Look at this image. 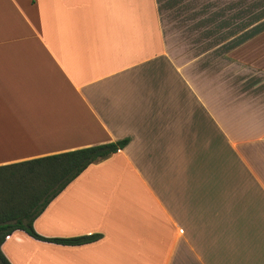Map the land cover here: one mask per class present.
I'll return each instance as SVG.
<instances>
[{
	"label": "crops",
	"instance_id": "1",
	"mask_svg": "<svg viewBox=\"0 0 264 264\" xmlns=\"http://www.w3.org/2000/svg\"><path fill=\"white\" fill-rule=\"evenodd\" d=\"M125 139L10 264H264V0H0V167Z\"/></svg>",
	"mask_w": 264,
	"mask_h": 264
},
{
	"label": "trees",
	"instance_id": "2",
	"mask_svg": "<svg viewBox=\"0 0 264 264\" xmlns=\"http://www.w3.org/2000/svg\"><path fill=\"white\" fill-rule=\"evenodd\" d=\"M127 143L125 139L0 167V184L4 176L13 186L12 198L3 199L0 194V264H10L1 251V245L16 230L24 231L38 241L67 246L84 245L100 239L98 234L69 239L45 238L35 232L33 222L52 199L89 165L117 153Z\"/></svg>",
	"mask_w": 264,
	"mask_h": 264
},
{
	"label": "rangeland",
	"instance_id": "3",
	"mask_svg": "<svg viewBox=\"0 0 264 264\" xmlns=\"http://www.w3.org/2000/svg\"><path fill=\"white\" fill-rule=\"evenodd\" d=\"M2 183L0 184V194L3 199L12 198V183L9 180H6L4 176H2Z\"/></svg>",
	"mask_w": 264,
	"mask_h": 264
}]
</instances>
